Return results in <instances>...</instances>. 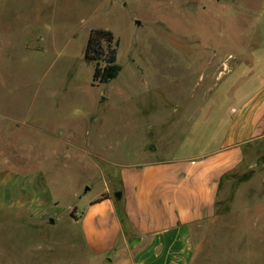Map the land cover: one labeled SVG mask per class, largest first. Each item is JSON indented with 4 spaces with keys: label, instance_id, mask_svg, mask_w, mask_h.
Wrapping results in <instances>:
<instances>
[{
    "label": "rangeland",
    "instance_id": "374dc122",
    "mask_svg": "<svg viewBox=\"0 0 264 264\" xmlns=\"http://www.w3.org/2000/svg\"><path fill=\"white\" fill-rule=\"evenodd\" d=\"M92 29L120 40L106 84L85 59ZM260 78L264 0H0V173L37 189H0V264H42L30 245L48 236L67 256L68 220L123 167L196 151ZM251 154L196 229L197 264H264V144Z\"/></svg>",
    "mask_w": 264,
    "mask_h": 264
},
{
    "label": "crops",
    "instance_id": "0c3cea01",
    "mask_svg": "<svg viewBox=\"0 0 264 264\" xmlns=\"http://www.w3.org/2000/svg\"><path fill=\"white\" fill-rule=\"evenodd\" d=\"M208 123L199 129L213 126V133L196 151L127 165L116 185L108 183L88 200L68 220V231L79 235L67 237V256L56 261L61 241L55 236L33 240L29 250L42 264H197L196 229L215 217L221 189H239L233 184L237 172L253 160L251 150L264 144V78L219 114L218 125ZM19 176L1 172L2 193L9 198L18 194L11 189H32L35 199L36 187L17 186ZM26 223L43 230L52 224L42 218Z\"/></svg>",
    "mask_w": 264,
    "mask_h": 264
},
{
    "label": "trees",
    "instance_id": "16d2710c",
    "mask_svg": "<svg viewBox=\"0 0 264 264\" xmlns=\"http://www.w3.org/2000/svg\"><path fill=\"white\" fill-rule=\"evenodd\" d=\"M119 45L120 40L112 31L107 29L91 30L85 48V59L94 66V85L109 83L120 73Z\"/></svg>",
    "mask_w": 264,
    "mask_h": 264
},
{
    "label": "water",
    "instance_id": "95a60500",
    "mask_svg": "<svg viewBox=\"0 0 264 264\" xmlns=\"http://www.w3.org/2000/svg\"><path fill=\"white\" fill-rule=\"evenodd\" d=\"M86 189H89V187H87ZM50 221H51L52 223H54V219H51Z\"/></svg>",
    "mask_w": 264,
    "mask_h": 264
}]
</instances>
